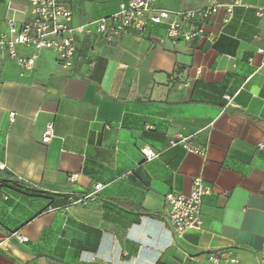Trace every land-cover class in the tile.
I'll return each instance as SVG.
<instances>
[{"label":"crops","instance_id":"crops-1","mask_svg":"<svg viewBox=\"0 0 264 264\" xmlns=\"http://www.w3.org/2000/svg\"><path fill=\"white\" fill-rule=\"evenodd\" d=\"M10 1L0 0V33L13 11L26 18V1L13 11ZM127 1L67 3L81 26ZM213 1L218 13L189 43L153 24L108 43L91 26L70 69L43 50L25 70L0 43V264H264V0H242L228 23L234 0ZM179 136L193 149L173 146ZM197 179L212 188L203 225L177 236L166 195L189 194Z\"/></svg>","mask_w":264,"mask_h":264},{"label":"built area","instance_id":"built-area-1","mask_svg":"<svg viewBox=\"0 0 264 264\" xmlns=\"http://www.w3.org/2000/svg\"><path fill=\"white\" fill-rule=\"evenodd\" d=\"M26 18L20 21L13 11L10 1L9 7L12 15L5 20L6 29L0 33V43L7 47L10 58L25 70L32 71L38 55L43 50L52 51L60 66L70 69L74 65L77 55V38L79 35H92L94 30L108 43H114L122 36L132 31L143 33L150 24L165 25L167 37L176 41L191 42L194 38L203 37L204 26L218 13L220 6L215 1L198 9L169 11L158 8L156 0H128L121 3L118 10L107 17H102L91 25L74 26L72 24L73 12L67 0H25ZM242 0H234L227 7L228 23L233 17V10ZM263 17V9L257 11ZM91 26H94V30ZM20 47L32 48V56L20 54ZM261 52H263L261 50ZM55 136L52 123L45 127L42 142L49 144ZM190 138L179 136L172 141L173 146L182 145L186 149H193ZM147 160L157 155L142 151ZM78 175H72L69 181L74 182ZM104 185L97 183L94 190L87 195L73 200L71 204L82 203L97 195ZM212 194V188L201 179L194 181L189 194L170 192L166 195L165 219L169 231L177 236L184 235L190 230H200L203 225L201 205L204 197ZM20 241L27 238L14 234ZM212 263H219L220 258L211 256ZM226 261L237 263L236 259L227 256Z\"/></svg>","mask_w":264,"mask_h":264}]
</instances>
